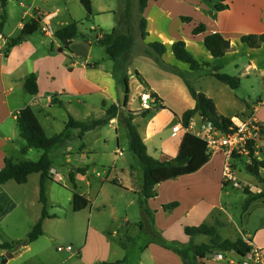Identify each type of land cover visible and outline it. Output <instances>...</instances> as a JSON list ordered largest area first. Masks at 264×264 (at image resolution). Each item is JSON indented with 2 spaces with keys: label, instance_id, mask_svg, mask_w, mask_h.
I'll return each mask as SVG.
<instances>
[{
  "label": "crops",
  "instance_id": "obj_1",
  "mask_svg": "<svg viewBox=\"0 0 264 264\" xmlns=\"http://www.w3.org/2000/svg\"><path fill=\"white\" fill-rule=\"evenodd\" d=\"M90 1L92 16L88 20V22H91L89 30L96 31L95 40L92 41L91 38L87 37V34L83 31L80 32L78 29L80 35L78 39H74L68 49H64L56 38L48 39L44 36L40 32L39 26L43 21H47L55 33L72 22L79 23L78 19L83 18L85 20V13H81L77 9L76 4L72 3L74 0H15V3L12 0H8L5 8V21L3 26L0 25V168L7 158L13 161H27L35 160L41 155V152L36 155L32 153V150H29L26 154L21 153L24 142L20 139L16 126V118L21 111L28 112L42 133L46 137H51L54 134L51 136L47 135L43 121L49 122L48 126H50V123L54 122L51 121L53 114H57L60 117L63 123V130L69 118L84 122L89 117L91 110L102 109L103 117L99 119H103L105 117V108L115 105L122 109L124 90L122 89L123 83L121 86L119 78H115L114 70L116 67L126 74L123 79H127V88L129 90L131 81L128 75L131 69L136 71V79L134 81L140 79L144 85L142 86V91L137 93L134 98L129 99L127 96L126 108H123V110L130 112L142 110L138 95L145 92L155 94L163 107L158 110L153 109L144 118L136 116L133 119V123L146 146L148 155L154 159L161 162L174 159L179 152L181 140L185 134L199 138L197 131L201 118L198 115L193 116L187 130L182 129L175 134L172 132L173 126L177 124L182 126V114L195 106V101L189 93V85L197 93L203 94L214 103L219 116L227 118L236 124L252 119L254 124L258 126L255 139V146L261 152L258 158L264 160V136L261 134L262 130H264V99L258 97L254 105L250 100L249 104L245 103L247 113L235 112L228 114L225 109L220 110L221 107L230 105V100L223 99V96H227L225 89L219 87V85H213V90H215L213 92L208 87V84H212V81L220 83L209 74L208 70L211 67H219L221 71H227L229 68L233 71H240L238 74L231 75L239 79L247 77V83L253 91L258 89L259 82L252 80L251 77L261 79L260 85L264 86V45L259 49H251L240 42V37L243 35L264 34V0H226L228 9L220 12L215 11L213 7V3H216V0H146V6L141 15L146 20L147 36L144 40H141L138 34V0ZM60 5H63V11L66 12L65 15L61 14ZM127 7L130 9V22L127 25L123 24L120 30L122 32L129 31L134 37V44L129 53L123 55L118 61L113 62L109 61L104 51V56H100L93 63L89 62V59H92L93 43L95 42L103 48L97 40L102 33H107L99 26V16L104 14L111 16L112 22L105 26L111 30L117 24L121 15L127 10ZM27 9L34 11L33 17L25 14ZM182 18L188 19V21L184 22ZM33 25H36V30L27 35L20 44L11 47L5 54L4 49L9 39L18 37L24 26L32 29ZM198 25H203L205 32L193 35L192 31ZM214 33L221 34L230 43L229 51L222 58H213L203 44L204 36ZM80 41L85 43L87 50L84 51L78 48L79 43L77 42ZM176 41H183L186 49L199 63L209 65V67L203 68V75L197 76L189 70L187 65L178 62L173 57L170 46ZM153 42H159L166 47L162 60L167 65L180 70L184 77L162 69L150 57L143 55V50L146 46ZM244 58L245 60L243 61ZM104 64H106V67ZM31 74L36 77L38 89L37 94L34 96L27 93L23 87L25 78ZM252 84H257V86L253 87ZM82 98L85 102L81 105ZM132 103L137 104L138 107L132 108ZM103 104L105 108H103ZM79 105L81 106L75 112V117L72 114V109L74 106ZM56 108L63 110V115L58 114ZM161 120L162 122H160ZM174 120L177 123L173 124L169 129V124ZM109 123L116 124V132L118 127L122 126L118 117L111 119ZM76 135H78L77 129L72 131V136ZM210 155L209 161L198 171L180 176L174 180L187 178V187L178 188L177 192V195L192 199L185 210L184 221L187 225L198 226L206 223L213 226L218 223L219 235L224 239L220 234V230L225 228L222 215H227L226 209L220 203L223 191L219 192V197L214 198L213 203L210 205L207 200H203L204 198L207 199L205 191L209 189V184L211 183L215 186L221 183L223 188L229 184L234 188H239L240 185L237 184V187L233 186V183H236L234 180L223 181V153L217 152ZM34 157L36 158L34 159ZM114 157L116 159L118 155L115 154ZM242 157L248 160V164L250 163L246 156L237 155L234 159ZM92 158H87L85 162H82V167H76L73 169L74 171L70 170L74 175L75 189L70 190L63 185L68 192L65 198L63 196L66 207L65 215L58 217L55 212H50L49 216L43 220L42 236L46 235L44 229L48 222L62 219L66 222L65 232L70 238L66 240V247L70 245L76 246V248L74 246L73 248L71 247L72 250L69 252L62 251L64 256L57 264L113 263L127 256L126 245L124 244L118 245V248H112L111 242L104 246L103 244L99 245L100 240L104 239L102 233L109 230L102 229V232L98 230L100 228L93 225V216L95 211L101 206H109L113 209V202L116 199L128 198L127 207H131L135 203L138 204L141 172L137 173L136 167L130 166L127 170H121L124 174L122 177L102 180L95 173V168L89 167L93 165ZM70 160V156H68L67 162ZM77 169H82V172H76ZM39 181L40 174H32L28 177L25 184L19 185L22 186L20 187V192L24 195L22 199L23 213L29 209V212H31L35 208V212H31L30 219L26 217L29 223L27 225L28 231L35 225L41 215L42 205L39 202ZM47 181L45 182L46 207L54 210L53 207L55 206L61 207L60 201L62 200L58 199V196L53 198L52 191L49 190L51 189L52 181ZM69 182L73 186L70 180ZM166 182L158 184L155 188L157 196L147 201L150 212L153 210L158 213L161 210L167 214L168 211L164 210L162 206L174 201L172 193L175 188L168 187V185H165ZM27 184H29V187H27ZM2 186L4 184L0 187ZM255 187L256 189L253 186L248 187L249 191L259 193L262 190V186L258 182H256ZM241 188L243 189V187ZM73 192L88 201V206L80 212L73 211ZM111 192L114 196H108ZM28 194L31 195V198H28ZM204 202L207 207L203 205ZM259 203H264V198L253 201L252 205L257 206ZM36 204L39 209L38 207L36 208ZM80 214L87 216L86 238L83 243L78 242V237L85 229ZM139 215L141 218L145 215L148 216L141 208L139 209ZM259 217H261L259 219L260 222L252 230L254 231V236L249 237L248 234L242 232L238 233V238H241L244 243L250 246L251 250H259L264 255V215L261 214ZM184 221L175 219L171 226L168 225L167 230L174 226L180 230L182 226H186ZM113 222H115V217H113ZM124 223L125 225L129 223L127 217L124 219ZM139 228L140 231H143L142 223L139 224ZM160 232L161 234L159 235L164 240L176 241L175 239H177L182 244L192 242L195 245H199L206 244L209 241L208 237L203 236L207 240L198 242L201 240L199 237L202 235L189 238L186 235H180V232H178L177 236L169 235L165 229L160 230ZM113 235H115V232L111 234V236ZM238 238L231 241H235ZM93 241L94 247H90ZM31 244L12 254H17L20 250H29ZM142 247V250L138 251L137 260L134 264H182L179 256L158 244L150 243ZM249 253L241 256L236 252H231L224 255L221 261L215 259V254L206 256L203 259L197 258V262L198 264H242L248 258ZM229 254L235 255L240 260L236 262L235 259L229 257Z\"/></svg>",
  "mask_w": 264,
  "mask_h": 264
},
{
  "label": "trees",
  "instance_id": "obj_2",
  "mask_svg": "<svg viewBox=\"0 0 264 264\" xmlns=\"http://www.w3.org/2000/svg\"><path fill=\"white\" fill-rule=\"evenodd\" d=\"M80 6L85 12V20H89L92 16L91 1L90 0H77ZM139 1V20H138V34L141 40H144L147 36L146 32V20L141 16L142 12L146 6V0ZM8 0H0V17L1 26H3L5 21V8ZM128 4V3H127ZM215 11H224L228 9L226 0H216L213 3ZM130 9L127 10L117 21V24L107 33H102L101 37L98 38L97 42L104 48L107 58L113 62L118 61L123 55H126L131 50L134 44V37L128 32H122L120 27L130 22ZM184 22L188 19L182 18ZM36 30V25H33L32 29L28 26H24L20 35L15 38L9 39L4 51L5 54L8 50L20 44L24 38L31 34V32ZM205 32V27L203 25L196 26L192 34H202ZM78 23L72 22L67 26L57 30L55 32V38L59 41L61 47L68 49L71 42L78 38ZM240 42L247 45L251 49H259L264 45V34L259 35H243L240 37ZM203 44L205 49L210 53L213 58H222L230 49L229 40L225 39L221 34L214 33L204 36ZM170 51L173 57L180 63L187 65L189 70L194 74L203 75V68L209 67L208 64L199 63L191 53L186 49L185 43L183 41H176L170 46ZM166 52V47L159 43L153 42L146 46L143 50V55L150 57L158 66L162 69L175 73L181 77H184L183 73L167 65L163 60L162 56ZM209 74L214 77L218 82L226 85L232 90H236L240 87V79L238 77L221 72L219 67H211ZM125 85V95L123 108H126L128 88L127 79H124ZM23 87L27 93L34 96L37 94V82L36 77L31 74L25 78ZM189 93L195 101V106L193 109L185 111L181 116V125L183 128H188L193 116L198 115L201 120L211 122L214 127L221 131L226 132L228 127L231 125V121L227 118L221 117L217 114L214 103L206 98L203 94L197 93L191 86L188 85ZM151 96L155 99V103H152L149 109H142L138 112H130L120 109L115 105H111L105 108L103 104L105 117L103 119L94 120L91 122H79L72 118H69L65 124L64 129L51 137H46L35 120L29 116L28 112H19L16 118V126L20 139L24 142L21 148V153L26 154L29 150H36L41 152V155L35 160L27 161H13L11 159H5L3 166L0 168V186L9 182L14 181L18 185L25 184L28 177L32 174H40L39 181V202L42 205L41 215L39 220L27 233L24 240L16 241L14 244H0V249L8 250L12 253L18 251L19 249L25 248L29 244L35 242L40 236H42L43 230V220L49 215L46 211V197H45V182L50 179L49 174L52 168L51 162L48 157L49 151L54 148L59 147L65 141L69 140L72 136V131L77 129L78 136L84 135L86 132L95 130L101 125L107 124L111 119L118 117L120 124L126 131L129 149L135 156L138 166L141 172L140 185L138 189V204L146 214H150L147 206V201L154 199L156 195V186L163 182L174 180L180 176L189 175L198 171L203 165H205L211 155L207 152L205 143L199 138L185 134L181 140L179 147V152L177 156L170 160L161 162L147 153L146 146L137 130V127L133 123V119L136 116L146 117L150 112L155 109H162V105L159 103V99L153 93ZM264 136V130L261 132ZM246 148L248 150V159L250 163L247 165V171L251 173L257 180V182L262 186V190L259 193H252L247 187L242 189L243 193L246 195L244 201V209L248 206L250 202L264 198V160H258L254 156L255 143L248 141ZM233 154V159L236 157ZM231 168L233 165L231 164ZM78 173L82 172V169H77ZM73 173H69V180L72 183V189H75ZM73 211L80 212L88 206V201L83 197L79 196L76 192H73L72 196ZM178 204L176 202L162 206L166 211L176 208ZM184 234L189 238L196 236H206L209 238L208 243L195 245L192 242L187 244H181L176 241H166L160 235L152 238L146 245L150 243H155L164 249L172 251L182 261V264H198L197 258L203 259L206 256H211L215 254H226L231 252H236L243 256L244 254L251 251V247L248 246L241 238L235 241L228 239H222L219 235L218 223L210 226L206 223H202L198 226H187L184 228ZM143 247L139 249V252ZM101 264H129L128 258L124 257L119 261L113 263H101ZM134 264V263H133Z\"/></svg>",
  "mask_w": 264,
  "mask_h": 264
},
{
  "label": "rangeland",
  "instance_id": "obj_3",
  "mask_svg": "<svg viewBox=\"0 0 264 264\" xmlns=\"http://www.w3.org/2000/svg\"><path fill=\"white\" fill-rule=\"evenodd\" d=\"M15 3V0H12ZM77 9L83 13L84 10L80 6L77 0H74ZM61 6V14L66 12L63 11V5ZM31 11H33L31 9ZM34 12V11H33ZM85 13V12H84ZM78 14V12H77ZM76 14V15H77ZM137 16H139L137 10ZM98 22L100 23V28H102L105 32H109V27H105L112 22V18L109 14H104L99 16ZM78 29L87 34V37L91 38L92 41L95 40L96 31H90L89 27L91 26V22L83 20V18L78 19ZM83 26V27H82ZM98 32V31H97ZM49 39V38H48ZM78 39V38H77ZM77 41V40H76ZM78 48L81 50H87V46L84 42H77ZM92 59H89V62L93 63L95 60L99 59L100 56H104V50L97 43H93L92 45ZM245 58L243 59V61ZM111 61V60H109ZM111 63V62H107ZM106 67V64H104ZM115 78H119L121 82L122 89L124 90L125 95V85H124V72L119 70L117 67L115 68ZM226 74H238L240 71H233L231 68L227 69V71H221ZM235 72V73H234ZM132 75V77H130ZM128 77L130 78L131 85L130 90L128 89V97L134 98V96L142 91L143 83L140 79H136V71H130ZM252 80H257L259 82V87L257 90H251V87L247 83L248 78H241V85L238 89L232 90L229 87L212 81V84H208V87L211 91L213 90V85H219L225 89L227 96H223V99L230 100V105L227 107H221L220 110L225 109V112L228 114H233L235 112H245L247 113V108L245 107V103L249 104V100L254 105L256 104V99L261 97L264 99V86L260 85L261 79L252 78ZM116 80V79H115ZM141 86V87H140ZM207 86V85H206ZM253 87H256L257 84H252ZM144 90V89H143ZM230 96V97H229ZM139 100V95H138ZM85 102V100L81 99V105ZM79 106L73 107V116L76 117V111ZM56 107V106H55ZM132 108H137V104H131ZM58 114L63 115L64 111L59 110ZM79 110V109H78ZM102 109L97 108L91 110L89 113V117H87L84 122L88 123L91 120L99 119L103 117ZM54 121L52 124L46 121H43L45 131L48 136L55 135L60 132L63 128V123L60 117L56 114L52 115ZM162 122V120L160 121ZM164 122V120H163ZM177 121L174 120L169 124V129L173 124H176ZM116 124L107 123L101 125L99 128L86 132L84 135H76L71 136V138L65 141L62 145L57 148L52 149L48 153L49 160L51 162L52 168L63 178L62 181H56V179L51 177L48 181H52L51 190L53 194V198L61 199L60 206L61 207H53L54 210H50L49 207H46V211L49 214L50 212H55V214L59 216L65 215V197L68 195L67 189L73 190L72 186L69 182V172L70 170L75 169L76 167H82V162H85L87 158H92V164L89 167L95 168V173H97L102 180H106L107 178L116 179L122 177L124 174L121 170H127L130 166L136 167L137 173H139L140 168L138 166V162L135 156L129 149L128 138L125 129L123 126H119L116 132ZM84 136V137H83ZM121 152V155L115 159L116 150ZM34 154H38L40 152L36 150H32ZM70 156V161L67 162V157ZM83 156V158H82ZM36 157H34L35 159ZM248 160L244 157L239 159H233L231 164L233 165V176L234 182L240 185L239 188L232 187L231 184L226 185L224 188L221 186V183L218 185H213V183L209 184V189L205 191L207 195L208 204L213 203V199L219 197V192H222L220 203L226 209L227 215H222L225 222V228L220 230V234L224 239L233 240L238 238L239 234L245 232L249 237L254 236V231H252L257 223H259V217L261 214L264 215V203H259L257 206L252 205V202L248 204V206L244 209V201L246 195L243 193L241 187H255L256 178L247 171V163ZM224 165V161H223ZM74 171V170H73ZM54 179V180H53ZM47 181V182H48ZM187 178H179L178 180H172L166 182L165 185L168 187H174L175 191L172 193L174 196V201H171L167 204L176 202L178 206L172 210H169L167 214L165 212L159 210L158 213L151 210L148 216H144L143 218L139 215V206L135 203L131 207H127V200L116 199L113 202V209L109 206H101L95 211L93 216V225L98 230H109L108 232L102 233L103 238L99 242V245H106L108 242L112 245V248L117 247L120 244L126 245V252L129 264H133L137 260L139 249L149 242L155 236L161 234L160 230H166L169 235L177 236L178 232L180 235L184 234V228L187 225L185 220V210L188 205H190L189 201L192 199L183 196L177 195L178 188H186L187 187ZM256 181V182H255ZM29 187V184H27ZM66 187L64 188L63 187ZM20 187L14 181H9L4 184V186L0 187V244L8 243L14 244L16 241L24 240L27 236L28 231L27 225L29 224L27 218L30 219L33 211L35 212V208L32 209V213L26 211L23 213L22 209V199L24 195L20 192ZM248 188V189H249ZM66 189V190H65ZM109 189V188H108ZM111 191V190H110ZM29 195V194H28ZM64 196V198H63ZM108 196H114V194L109 193ZM31 198V195L28 196ZM182 198V199H181ZM166 204V205H167ZM37 205V204H36ZM204 206L207 207V204L204 202ZM164 206V205H163ZM39 206L37 205L36 208ZM209 207V206H208ZM113 212V213H112ZM85 213V212H83ZM27 217V218H26ZM84 230L78 237V242L83 243L86 238V224H87V216L81 215ZM113 217H115V222H113ZM127 217L129 223L125 225L124 219ZM175 219L183 220L186 223V226H182L179 230L176 226L167 230L168 225L171 226ZM143 224V231H140L139 224ZM66 222L62 219L60 220H52L48 222L47 226L44 229L46 233L45 236H42L38 241L31 244L30 249L27 251L20 250L17 254H12V252L8 250L0 249V260L7 259L8 261L5 264H57L64 256L63 252H57L58 247L65 248L67 243L66 240L70 239L66 235L65 232ZM160 229V230H159ZM102 232V231H101ZM115 232V235L111 236ZM175 238V237H174ZM201 240L198 242H205L207 239L203 236L199 237ZM166 239V238H165ZM168 240V239H167ZM176 242L181 243L179 240L175 239ZM76 248L75 245H70ZM94 247V241L91 242L90 247ZM19 251V250H18ZM16 251V252H18ZM228 254V253H226ZM226 254H223L226 255ZM229 257L235 259L237 262L238 257L235 255L229 254ZM147 263V260H146Z\"/></svg>",
  "mask_w": 264,
  "mask_h": 264
},
{
  "label": "built area",
  "instance_id": "obj_4",
  "mask_svg": "<svg viewBox=\"0 0 264 264\" xmlns=\"http://www.w3.org/2000/svg\"><path fill=\"white\" fill-rule=\"evenodd\" d=\"M26 15H32L33 11L30 9L26 10ZM32 15L31 17H33ZM40 32L47 38L54 39L55 33L51 25L47 21H43L39 26ZM139 101L142 109H149L152 103H155V99L150 93L145 92L139 94ZM190 126V124H189ZM189 128V127H188ZM188 128H183L179 124L172 127L173 134L180 130H187ZM258 132V126L254 124L252 119H247L246 121H241L238 124L231 122L226 132H221L217 130L214 125L209 121L201 120L198 126L197 136L205 143L207 152L209 154L222 152L224 155V173L223 181L229 182L233 181L234 177L232 174L231 161L233 160V154L248 156V150L246 145L248 141L255 143L256 133ZM259 148L255 146L254 156L258 160L260 157ZM117 155H121V152L117 150ZM50 176H54L57 181H61L62 177L54 170L50 169ZM97 176H99L97 174ZM233 186L237 187V183H233ZM71 246L65 248L58 247L57 252L71 251ZM215 259L221 261L223 259L222 254H216ZM242 264H264V255L259 250L252 249L249 253L248 258Z\"/></svg>",
  "mask_w": 264,
  "mask_h": 264
},
{
  "label": "water",
  "instance_id": "obj_5",
  "mask_svg": "<svg viewBox=\"0 0 264 264\" xmlns=\"http://www.w3.org/2000/svg\"><path fill=\"white\" fill-rule=\"evenodd\" d=\"M6 261H7V260H6L5 258H4V259H1V260H0V264H5Z\"/></svg>",
  "mask_w": 264,
  "mask_h": 264
}]
</instances>
